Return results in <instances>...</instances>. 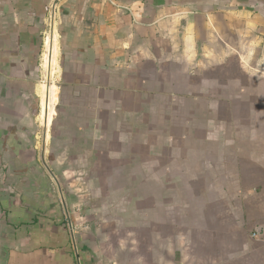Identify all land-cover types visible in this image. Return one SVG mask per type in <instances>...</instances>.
Segmentation results:
<instances>
[{"label": "crops", "instance_id": "0c3cea01", "mask_svg": "<svg viewBox=\"0 0 264 264\" xmlns=\"http://www.w3.org/2000/svg\"><path fill=\"white\" fill-rule=\"evenodd\" d=\"M0 264H264V0H0Z\"/></svg>", "mask_w": 264, "mask_h": 264}, {"label": "built area", "instance_id": "2783aa9c", "mask_svg": "<svg viewBox=\"0 0 264 264\" xmlns=\"http://www.w3.org/2000/svg\"><path fill=\"white\" fill-rule=\"evenodd\" d=\"M257 234H258L257 232L256 233H253V236H257Z\"/></svg>", "mask_w": 264, "mask_h": 264}]
</instances>
